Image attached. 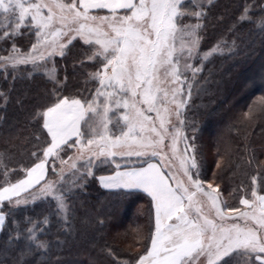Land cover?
Masks as SVG:
<instances>
[{
    "label": "snow or ice",
    "instance_id": "obj_1",
    "mask_svg": "<svg viewBox=\"0 0 264 264\" xmlns=\"http://www.w3.org/2000/svg\"><path fill=\"white\" fill-rule=\"evenodd\" d=\"M205 7V0L191 4L187 0H0V30L7 29L0 40H13L8 55L0 56V69L7 73L10 68L15 78L21 65H30L28 76L43 72L54 84L32 116L37 124L42 119L40 132H47L31 153L36 162L24 169L22 178L5 179L0 186V205L8 208V215L29 201L48 200L55 204L50 215L67 223V197L95 176L94 169L106 170L97 177L105 189L139 188L151 196L155 229L150 246L134 264H197L201 257L206 264H229L233 259L235 264H264V172L251 176V198L238 189L242 207H229L219 198V184L199 178L194 151L187 152L193 145L168 119L173 111L179 119L180 108L187 103L183 85L191 96L192 83L185 73L191 71L194 77L201 70L193 66L192 58L200 57L203 63L235 44L220 38L200 53ZM249 11L245 4L239 19L264 32V13L253 18ZM185 17H195L196 22H184ZM22 26L36 37L26 52L14 42ZM78 41L83 42L81 59L74 66H94L85 83H95V91L64 94L67 76L58 78L53 58L66 57ZM244 116L251 118V109ZM166 137L170 155L161 150ZM71 138L77 153L70 168L57 169L54 161ZM181 139L186 144L183 152L177 149ZM132 156L139 163L130 161ZM157 156L162 163L154 161ZM49 157L54 179H46ZM60 162L65 164L63 159ZM70 169L72 180L67 181L64 173ZM205 200L218 219L205 214L201 207ZM50 215L40 221L25 217L26 228L12 221L7 242L20 246L21 262L34 249L50 247L49 241L39 238L43 231L39 225L50 226ZM6 219L0 209V226Z\"/></svg>",
    "mask_w": 264,
    "mask_h": 264
},
{
    "label": "trees",
    "instance_id": "obj_2",
    "mask_svg": "<svg viewBox=\"0 0 264 264\" xmlns=\"http://www.w3.org/2000/svg\"><path fill=\"white\" fill-rule=\"evenodd\" d=\"M245 4L253 18L264 13V0H213L209 7L214 10L210 30L234 26L237 45L210 68L211 79L215 72L217 77L213 83L205 82L202 106L190 126L198 150L199 178L219 184L228 205L239 201L237 190L242 194L249 188L252 175L264 172V32L252 23L238 21ZM77 53L79 49L73 52L75 56ZM74 61L69 69L70 82L81 85L83 69L74 66ZM41 78L4 79L0 72V186L7 177H13V172L18 179L25 175L24 169L36 162L31 153L47 135L45 130L40 132L41 122L32 119L51 92V83ZM250 109L251 118L245 117ZM60 167L63 165L57 162L56 168ZM88 178V183L67 197V223L63 217L50 215L55 204L48 200L21 206L11 215L1 205L7 219L0 230V264H122L125 260L134 264L150 241L151 198L138 190L103 189L95 176ZM257 187L260 191L259 181ZM46 215H50L51 225H39L43 229L39 238L49 241L50 247L34 249L21 262L20 246L7 242L12 221L26 228L25 217L40 221Z\"/></svg>",
    "mask_w": 264,
    "mask_h": 264
},
{
    "label": "rangeland",
    "instance_id": "obj_3",
    "mask_svg": "<svg viewBox=\"0 0 264 264\" xmlns=\"http://www.w3.org/2000/svg\"><path fill=\"white\" fill-rule=\"evenodd\" d=\"M66 2H71V0H66ZM196 2H199V0H196ZM191 3H193V0H187V4H191ZM212 3H213V0H212ZM205 5H206V7H205L206 15L202 18L203 27L199 33L200 36L202 37L201 46H200V53L201 54L206 52L220 38H224L226 41H228L229 45H232V42L235 41V35L233 32V31H235L234 26H232L231 28H229L230 27L229 26V27H227L229 29H226L224 31L220 30L219 27H217V26H216L215 30H213V31L210 30V28L212 27L211 26V20H212V14L211 13L214 10L209 9L210 5L207 4V0H205ZM191 10L195 11L196 9L193 8ZM101 14H103V13H101ZM239 18H240V15L238 16V21H241ZM189 20H191L192 23L196 22L195 17H185L184 18V22H188ZM243 22H246V21H243ZM3 31H7V29L5 28L3 30H0V36H3ZM62 39H66V37H62ZM35 40H36L35 34L30 33L28 31V29L23 27V26L21 27L19 33L14 38V42L16 43V45L18 46V43H19L20 46H18V47L25 52L28 51V49L31 47V44L34 43ZM12 43H13V40H0V56L8 55V50L11 49ZM82 45H83V42L78 41L75 44V46L69 51V53L66 57L61 58L59 55H57L56 57L53 58L55 61V66L57 69L58 78L63 80L64 77L67 76L66 86L63 89L64 94L73 93V92H77L80 90H82L84 92V94H87L89 89H91L92 91H95V87H96L95 83H92V82L85 83V77H86L87 71L88 70H94V66L91 63H85L83 68L80 67L83 69V73H84V75H83L84 80L81 81V85L74 84V83L70 82L69 69H71L70 67L72 66L74 60L77 61V60L81 59L80 53H77L79 55L75 56L73 54V52L77 49H80ZM236 45L237 44L235 41V44L232 45L230 47V49H226L223 52H219V53L215 54L209 60H205L203 63H201L200 57H193L192 58L191 63L193 64V66L194 67L199 66V68L201 70L198 71L194 77H193V74L191 71H187L185 73V75L191 80V83H192L191 96H187V84L183 85V87L185 88V97L187 98V103L185 105H183V107L180 108L181 116L178 119L176 114H175V111H173V114L168 117L171 124L175 128H180L182 133L185 136H187V138H188L187 144L193 145L192 148L187 149V152L189 154H191L194 151L195 158L197 157L196 154H197L198 150H196V144H194L196 141L194 133H193L194 130L190 126L193 125L195 122V112L197 111L198 107L202 106L201 99L203 98L202 95H203V92L205 90V87H203V86H204L205 82H206V85L208 83H211V82L213 83L215 77H217L216 72H215L213 79H211V76L213 75V74H211L213 69H210V68L212 66H214V62H216V60L220 56H225V55H228L231 52H233L236 48ZM51 66H52V64L50 62L49 67H51ZM31 71H32V69H31L30 65H28V66L21 65L20 69H19V73L17 74V76L15 78H24L25 80L32 81L35 79H39L40 77H43V79H45V80H47V82L51 83V85H50L51 90L53 89L54 84L47 78V76L43 72L33 73L31 76H28L27 73L31 72ZM0 72L3 74L4 79H7V77H10L11 79L14 78L10 68L7 71V73H5V71L2 69H0ZM202 76H204V77L202 78ZM89 98H91V97H89ZM110 116H111V113H110ZM181 121H183V123H181ZM41 124H42V119H41ZM109 126L111 128V124ZM171 131H173V128L169 127V132H171ZM206 131H207V133H209L208 129H206ZM82 140H83V143L87 142L86 137L82 138ZM75 143H76L75 138H72L68 142L67 146L61 148L60 158L56 159L54 161L56 166H57V162L59 163L61 161V159H63L65 161V164L63 165V167L70 168L71 158L75 157V155L77 153V149H78V146H74ZM169 143H170L169 138L166 137L165 142H164V146L161 149L162 151H164L168 155L171 154ZM185 147H186V144H185L184 140L181 139V140L177 141V149L179 152H183L185 150ZM40 155H42V152ZM129 159H130V161H135V162L139 163L138 158L135 156H132ZM197 160H198V157H197ZM154 161H156L158 163H162L159 156L155 157ZM197 163L199 164L198 161H197ZM52 164H53V158L49 157L48 163L46 165V167L48 168V171L46 173V179H54L55 178L54 175H52V173H53ZM77 164L79 166L80 162H77ZM102 167H105V166H102ZM17 169H19V168H17ZM164 170L167 171V169H164ZM72 171H74V170L70 169L69 171H66L64 173L65 180H67V181L72 180V175H71ZM94 172H95V179H96L98 184H99V181H98L97 177L100 175H103V174H107V172L103 173L102 171H96L95 169H94ZM25 175H26V173H25ZM12 176H13L12 178L7 177L6 179L11 181V182H15L16 177H15L14 172H13ZM16 179H18V178H16ZM88 179L89 178H87V180L83 183V185L88 183ZM4 181L5 180L2 181L3 184H4ZM202 181H204V180H202ZM212 184H213V186H215L214 183H212ZM65 186H67V185H65ZM204 187L207 188V184H205ZM78 188H81V187L78 185L76 189H78ZM245 190L247 191L248 198H251V196H250L251 188L250 187L244 188L242 194L245 192ZM217 191L220 193L219 198L222 201H226L225 196L221 192V189L219 188V189H217ZM41 202H43V200H40V199H38L37 201H29V203L26 206L32 205V204H38L39 205ZM228 206L229 207H242L239 204V201H237V202L230 201ZM201 207L204 210L205 214H208L210 218H215L214 210L211 209L210 204L206 200L201 204ZM215 219H218V218H215ZM154 229H155V211H154V207H153V222H152L150 230H148V236L151 235V233L154 231ZM148 246H150V241H149ZM143 252H142V254H143ZM197 264H206L205 258L201 257L200 260L197 262ZM229 264H235V260L234 259L230 260Z\"/></svg>",
    "mask_w": 264,
    "mask_h": 264
},
{
    "label": "crops",
    "instance_id": "obj_4",
    "mask_svg": "<svg viewBox=\"0 0 264 264\" xmlns=\"http://www.w3.org/2000/svg\"><path fill=\"white\" fill-rule=\"evenodd\" d=\"M72 139V138H71ZM156 162V161H155ZM158 163V162H157ZM104 175V174H103ZM100 184V183H99ZM100 186L102 187V188H104L101 184H100ZM105 189V188H104ZM107 190H109V189H107ZM111 190H115V189H111ZM131 190H138V191H141V192H144V193H146L150 198H151V196L147 193V192H145L143 189H139V188H137V189H131ZM1 227L2 226H0V230H1Z\"/></svg>",
    "mask_w": 264,
    "mask_h": 264
}]
</instances>
